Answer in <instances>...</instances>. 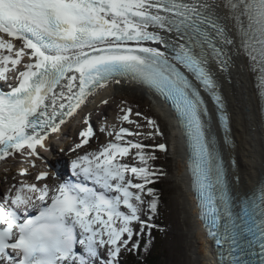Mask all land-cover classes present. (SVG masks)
I'll use <instances>...</instances> for the list:
<instances>
[{
  "label": "snow or ice",
  "instance_id": "obj_1",
  "mask_svg": "<svg viewBox=\"0 0 264 264\" xmlns=\"http://www.w3.org/2000/svg\"><path fill=\"white\" fill-rule=\"evenodd\" d=\"M228 20L264 87V0H0V80L17 73L15 84L0 87V160L13 153L39 159L37 147L97 89L121 78L142 83L187 124L200 217L227 252L220 264H264V186L237 208L200 92L212 97L226 125L213 68L225 71L231 61ZM121 111V126L100 129L111 139L71 161L76 181H22L0 196V264H120L122 251L139 247L134 236L155 227L152 216L141 215L145 195L147 212L157 211L155 190L146 187L157 175L149 164L156 157L127 139L142 133L123 123L141 126L131 108ZM84 123L73 152L95 136L87 117ZM130 155L138 163L122 162ZM48 175L41 171L35 180Z\"/></svg>",
  "mask_w": 264,
  "mask_h": 264
},
{
  "label": "bare ground",
  "instance_id": "obj_2",
  "mask_svg": "<svg viewBox=\"0 0 264 264\" xmlns=\"http://www.w3.org/2000/svg\"><path fill=\"white\" fill-rule=\"evenodd\" d=\"M225 23L228 25L230 35L235 40V44L226 49L228 55L231 57V61L225 71L222 72L217 67H214L213 71L215 79L223 90L227 106V117L229 116L230 121L228 120L227 122L229 130L226 131V133L221 132L216 123L215 130L219 138L220 149L224 155V161H226L227 177L230 185L232 184L231 188L235 190L237 194H245L249 190H251L252 194V192L256 190L255 188L257 187L258 180H262L264 184V125L260 118L254 78L250 73V64L246 60L243 48L239 42L237 31L235 29V21L228 20L225 21ZM134 95L144 99L142 93L130 85L125 86L121 85V83L114 85L113 83H110L104 88L97 90L94 95V100H96L94 106L91 107L82 104L77 111L83 119H85V117L88 118L89 123L93 128L94 120L96 119L99 121L104 120L103 123L101 121V124L107 128L110 124H114V115H123L121 109L131 108L129 103L133 100ZM151 99L153 102L155 101L154 104L151 105L154 112L157 113L156 120L162 121L163 125L167 126L170 132L168 135V139L170 140L169 146L171 148L170 151L175 158L177 169L176 180L180 189L179 199L181 200V204H179V209L181 210V224L186 229V233H184L182 237L188 242L193 240L195 246L194 251L192 252L193 260H199L200 264H215L210 250L211 242L206 238L204 230L196 218V208L194 206L192 194L189 191V181L185 171L183 141L179 134L180 132L175 117L172 112L166 108L163 102H159L162 106L161 107L155 98L151 97ZM104 101H107V103H104ZM94 114H98V117ZM210 114L212 115L211 111ZM212 118L215 122L213 115ZM157 124L160 125L158 122ZM87 126L88 125L85 123H80L77 127V129L80 130H78L77 133ZM130 127L132 130L135 128L132 127V125ZM161 127L163 128V126L160 125L159 129ZM64 130H66V128H64ZM94 131L95 136L90 139L89 146L87 145V147L84 148V151L83 149L79 150L80 152L82 151V154L105 144L106 134L101 131L98 132L95 129ZM127 139H130V137H127ZM133 140L140 141V138H133ZM169 140L167 142H169ZM227 144H230L232 147L230 151H227ZM39 148L41 147H37V149ZM45 148L48 149L51 156L60 153L61 155H57L58 157H67L66 153L60 152L61 147L58 148L59 151H56L57 149L55 147L52 148L49 141L46 142ZM167 149L168 147L165 146L164 151L166 152ZM235 153H238V157ZM12 155L15 156L16 153H13ZM39 156V159L35 158L28 160L29 164L27 166H25L26 160L24 157L18 156L17 161L21 163L10 164L8 169L3 167L4 163L7 161H0L2 162V164H0V186L3 187L5 184L12 185L13 183H17L18 179L34 181L31 179V174L34 173L37 175L39 172L45 171L43 165L46 164L45 162H48V158L45 157V155L39 154ZM69 157L73 158V156ZM230 160H232L233 167L228 163ZM29 161H33L35 167H33L32 163ZM122 162L124 161L122 160ZM20 169H26L28 174L24 175V177H17L16 174H14V171ZM54 181V178L52 179L48 175V177L41 181V183L51 185ZM1 189L2 188H0V191Z\"/></svg>",
  "mask_w": 264,
  "mask_h": 264
},
{
  "label": "rangeland",
  "instance_id": "obj_3",
  "mask_svg": "<svg viewBox=\"0 0 264 264\" xmlns=\"http://www.w3.org/2000/svg\"><path fill=\"white\" fill-rule=\"evenodd\" d=\"M129 104L132 108L133 113L130 118L139 123L141 126L140 128H137L135 124H129V129L132 130L130 127V125H132V127H135L132 131L141 132L142 135L139 137L147 139V141L145 142L148 145L145 148V151L150 152L156 157L154 160L149 161V163L157 165L154 169L151 170L157 173L154 178L158 181L159 187L161 188L160 190L162 192V205H157V211L155 214L152 215L150 212H147L146 202L142 206L144 211L141 215V219L147 220L148 216H152V219L149 222L156 226L155 229H157L161 225L163 228L160 238L156 241V243H154L153 250L155 249V251H158V255L160 256V264H200L199 260H193L192 258V252L195 248L193 240H191V242H188L182 237V235L186 233V229L181 224V210L179 209V204H181V200L179 199L180 189L176 180L177 169L175 158L172 155L170 151L171 148L169 146V128L163 125L162 121L156 120L157 113L154 112L152 105L150 106L145 99H141L138 96L134 95L133 100H131ZM137 112L140 113L139 116L135 115V113ZM148 120L155 121V126H149L147 123ZM116 121L117 118H115V122ZM157 122L163 126V128L161 127L162 129H159L160 125L157 124ZM156 129L159 130V134H156ZM149 133H152V135H149ZM110 139L111 137H106L107 141H109ZM168 140L169 142H167ZM160 144L168 147L166 152L158 147V145ZM235 155L238 157V153H235ZM125 159L127 160L128 164L134 163L131 155L129 157H126ZM134 228L136 231H139L138 224L134 225ZM138 238H141V235L140 237L134 236L133 239L138 240ZM147 244H149L148 241ZM129 252L131 251H122L123 254L121 253V256L119 258L120 264H130V261L126 259V256L129 254ZM145 253H147V251H145Z\"/></svg>",
  "mask_w": 264,
  "mask_h": 264
},
{
  "label": "trees",
  "instance_id": "obj_4",
  "mask_svg": "<svg viewBox=\"0 0 264 264\" xmlns=\"http://www.w3.org/2000/svg\"><path fill=\"white\" fill-rule=\"evenodd\" d=\"M154 182L147 185L146 187H151L155 190V195L158 198L157 205H162L161 199H162V192L161 188L159 187L158 181L153 177ZM147 196V195H146ZM147 200L150 201L151 197L147 196ZM152 214V213H151ZM153 215V214H152ZM153 227L151 230L145 229L142 233V238H139L137 241L139 242V249L134 250L132 254H129L128 257L130 264H160L159 259L160 256L158 255V251H155L154 243L160 238L163 228L162 225L159 226L157 229ZM150 232V236H149ZM159 232V233H158ZM153 240V241H152ZM147 241L149 244H147ZM145 244H147V248L145 247ZM147 251V253H145Z\"/></svg>",
  "mask_w": 264,
  "mask_h": 264
},
{
  "label": "water",
  "instance_id": "obj_5",
  "mask_svg": "<svg viewBox=\"0 0 264 264\" xmlns=\"http://www.w3.org/2000/svg\"><path fill=\"white\" fill-rule=\"evenodd\" d=\"M221 114L222 113H218V112L215 114L216 123L218 125V128L222 132L226 133V125L224 123H222L221 120H220ZM205 119H206V127H207L208 133H209V138L211 140H213V142L215 144V147H216V151H217L218 155L220 156V158L222 160V163L224 165L225 171H226V161H224V155H223V153H222V151L220 149V146H219L220 143H219V138H218V136L216 134L215 124L212 121V119L209 118V116H207ZM261 183H262V180L261 181L258 180L257 185H259ZM250 193H251V190H249L248 192H246V194H248L249 196L251 195ZM219 247L222 249L221 252L223 253V255L226 256V250H225V248L224 247H221V246H219Z\"/></svg>",
  "mask_w": 264,
  "mask_h": 264
}]
</instances>
